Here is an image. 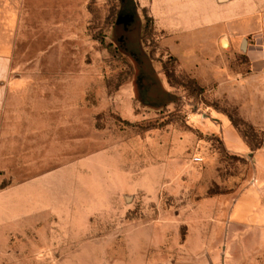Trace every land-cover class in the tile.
<instances>
[{
	"label": "rangeland",
	"instance_id": "obj_1",
	"mask_svg": "<svg viewBox=\"0 0 264 264\" xmlns=\"http://www.w3.org/2000/svg\"><path fill=\"white\" fill-rule=\"evenodd\" d=\"M134 1L125 29L121 0H0L19 24L6 101L17 118L0 126V239L34 229L0 263L242 259L225 260L226 244L239 245L225 229L235 199L264 187V75L240 51L220 54L229 63L179 60ZM223 121L247 151L214 132Z\"/></svg>",
	"mask_w": 264,
	"mask_h": 264
},
{
	"label": "crops",
	"instance_id": "obj_2",
	"mask_svg": "<svg viewBox=\"0 0 264 264\" xmlns=\"http://www.w3.org/2000/svg\"><path fill=\"white\" fill-rule=\"evenodd\" d=\"M136 2L139 8L148 10L156 31L161 35L162 44L179 60H186L195 65L229 63V56L221 57L220 54L240 51L245 53V57L240 59L252 66L254 75H264V0H136ZM18 25V21L15 20L8 23L4 11L0 12V126L14 123L17 118L9 114L10 109L15 106L7 104L6 101L10 92L15 90L13 86L17 85L19 78L12 72L16 57L14 40ZM10 27L13 30H10ZM214 129L232 152L248 150L231 122L223 121ZM3 137L0 136V140ZM263 156L264 149L261 151L260 166L264 165ZM258 172L264 177V169L259 167ZM258 181L264 186V179ZM263 198L264 187L256 186L239 195L233 202L227 218L225 237L227 241L237 240L239 245L235 247L230 246V242L226 244L223 251L225 260L228 255L235 257L237 251L241 250L242 259L237 264H263L264 232L261 233L262 247L256 248L255 245L260 230L264 231V214L258 211L263 206ZM30 230L34 229H24L19 233L6 232L0 239V255L19 254L16 246L19 244L14 238L16 235L20 238L23 233ZM260 256L261 259L258 258Z\"/></svg>",
	"mask_w": 264,
	"mask_h": 264
},
{
	"label": "trees",
	"instance_id": "obj_3",
	"mask_svg": "<svg viewBox=\"0 0 264 264\" xmlns=\"http://www.w3.org/2000/svg\"><path fill=\"white\" fill-rule=\"evenodd\" d=\"M128 1V2H127ZM121 2L123 3V9H122V15H121V18L123 19L124 18V20L127 18L126 16H125V14H123L124 12H126V10L127 9H133L134 10V7H135V1L134 0H121ZM129 2H130V4H129ZM125 10V11H124ZM124 11V12H123ZM132 11V10H131ZM119 22V21H118ZM128 19H127V21H126V23L125 22H123V23H120V24H125L124 26H125V29H128V28H130L131 27V25L132 24H129L128 25ZM127 27V28H126Z\"/></svg>",
	"mask_w": 264,
	"mask_h": 264
},
{
	"label": "built area",
	"instance_id": "obj_4",
	"mask_svg": "<svg viewBox=\"0 0 264 264\" xmlns=\"http://www.w3.org/2000/svg\"><path fill=\"white\" fill-rule=\"evenodd\" d=\"M194 162L195 163H201L202 162V158L201 157H195L194 158Z\"/></svg>",
	"mask_w": 264,
	"mask_h": 264
},
{
	"label": "water",
	"instance_id": "obj_5",
	"mask_svg": "<svg viewBox=\"0 0 264 264\" xmlns=\"http://www.w3.org/2000/svg\"><path fill=\"white\" fill-rule=\"evenodd\" d=\"M126 21H127V18H126L125 20H124V18H123V19L121 18V20L119 21V24H120V23H123V22L126 23ZM244 44H245V41H244Z\"/></svg>",
	"mask_w": 264,
	"mask_h": 264
}]
</instances>
